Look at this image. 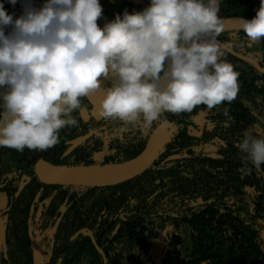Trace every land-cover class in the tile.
I'll return each mask as SVG.
<instances>
[{
	"label": "trees",
	"instance_id": "trees-1",
	"mask_svg": "<svg viewBox=\"0 0 264 264\" xmlns=\"http://www.w3.org/2000/svg\"><path fill=\"white\" fill-rule=\"evenodd\" d=\"M0 2L8 13H22L21 0L15 5ZM42 2L32 0L35 6ZM99 2V26L148 4ZM259 5L260 0H220L218 16L251 19ZM216 39L264 67L263 38L249 40L243 31H230ZM221 51L239 73V90L230 104L163 113L143 131L116 136L111 129L118 122L94 117L96 109L85 98L84 110L73 112L79 126L61 129L54 147L23 152L0 147V264L264 261V164L243 171L234 147L246 129L264 136V74ZM225 107L233 117L230 123H223ZM160 123L173 129L169 142L143 172L124 182L101 187L45 184L35 173L39 160L66 167L123 163L143 151Z\"/></svg>",
	"mask_w": 264,
	"mask_h": 264
},
{
	"label": "clouds",
	"instance_id": "clouds-1",
	"mask_svg": "<svg viewBox=\"0 0 264 264\" xmlns=\"http://www.w3.org/2000/svg\"><path fill=\"white\" fill-rule=\"evenodd\" d=\"M21 2L19 16L0 2V147H54L61 129L79 126L73 112L84 110L83 99L97 95L99 115L118 122L116 136L237 96L239 73L216 39L220 0H148L102 26L99 0ZM239 23L249 40L264 38V0ZM222 115L232 122L229 108ZM234 147L243 171L264 164V136L254 128Z\"/></svg>",
	"mask_w": 264,
	"mask_h": 264
},
{
	"label": "water",
	"instance_id": "water-1",
	"mask_svg": "<svg viewBox=\"0 0 264 264\" xmlns=\"http://www.w3.org/2000/svg\"><path fill=\"white\" fill-rule=\"evenodd\" d=\"M239 21V17L222 18V32L242 31ZM219 44L221 49L242 61L250 63L260 73L264 74V67H261L255 60L233 51L222 42ZM98 99L99 95L87 98L96 110ZM172 131L173 129H169L166 124L160 123L149 135L143 151L135 158L123 163L104 166L65 167L54 166L39 160L35 166V173L38 179L45 184L85 187L115 185L143 172L159 156L164 145L169 142ZM255 264H264V261Z\"/></svg>",
	"mask_w": 264,
	"mask_h": 264
},
{
	"label": "rangeland",
	"instance_id": "rangeland-1",
	"mask_svg": "<svg viewBox=\"0 0 264 264\" xmlns=\"http://www.w3.org/2000/svg\"><path fill=\"white\" fill-rule=\"evenodd\" d=\"M91 114H92L94 117H97V118H100V117H101V115H99L98 111H96V110H93ZM85 117H87V115H85ZM198 125H199V128H200L201 123L199 122ZM198 131H199V129H198ZM212 149H213V148H212Z\"/></svg>",
	"mask_w": 264,
	"mask_h": 264
},
{
	"label": "flooded vegetation",
	"instance_id": "flooded-vegetation-1",
	"mask_svg": "<svg viewBox=\"0 0 264 264\" xmlns=\"http://www.w3.org/2000/svg\"><path fill=\"white\" fill-rule=\"evenodd\" d=\"M93 106V105H92ZM42 161H44V160H42ZM45 162H47V161H45ZM48 163V162H47ZM37 164V163H36ZM50 164V163H49ZM117 164V163H116ZM53 165V164H52ZM107 165H111V164H107ZM36 166V165H35ZM54 166H59V165H54ZM92 166H98V165H92ZM104 166V165H103ZM66 167V166H65ZM72 167V166H71ZM34 170H35V167H34ZM69 186H71V185H69Z\"/></svg>",
	"mask_w": 264,
	"mask_h": 264
}]
</instances>
